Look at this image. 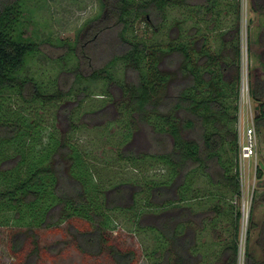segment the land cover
<instances>
[{
	"label": "trees",
	"instance_id": "obj_1",
	"mask_svg": "<svg viewBox=\"0 0 264 264\" xmlns=\"http://www.w3.org/2000/svg\"><path fill=\"white\" fill-rule=\"evenodd\" d=\"M28 1L0 0V99L17 95L29 102L41 95L40 86L30 84L33 78H21V71L39 52L37 44L27 43L22 37ZM237 1L223 5L221 0H102L104 13L91 26V33L101 36L104 30L115 26L121 51L88 76L80 73L81 62L71 72L76 80L83 77L107 82L114 78L112 68L121 63L130 73L132 79L121 84L125 102L120 108L128 113L133 125L126 126L120 145L127 143V146L119 155L141 176L144 185L132 191L127 182L108 187L103 180L99 183L102 207L110 213L115 230L104 226L83 231L81 239L85 247L95 249L100 243L103 253L112 241L117 244L118 237L114 235L122 233L124 227L117 223L113 213L132 210L133 231L154 232L156 247L149 254H144L149 250L143 246L141 254L133 247L112 248L119 264H136L142 255L153 258L152 264H238L242 211L231 199L242 197L237 127L242 80V8ZM182 9L183 16H174L175 11ZM227 15L232 19L229 27L222 23ZM137 21L146 24L150 37L137 33ZM200 23L207 25L204 32L198 27ZM211 37L214 42L218 40L215 47L211 46ZM231 68L235 73L227 79ZM27 90L31 94H26ZM72 91L62 88L45 100L62 102ZM259 109L257 121L264 125V102ZM105 111L96 115L104 116ZM34 126L39 127L40 133L45 131L37 147H45L57 137L52 125L38 120ZM142 126L153 138L155 151L137 149ZM35 128L18 141L24 151L33 142L31 133ZM17 132V123L0 120V145ZM230 151L234 156H229ZM6 157H0V165ZM157 165L163 171H157ZM59 166L58 160L56 172H47L57 178L51 184L53 198L49 205H52L42 216L57 225L63 219L73 221L83 217L81 212L87 202L84 193L73 197L64 193L68 180ZM86 167L87 177L92 180L95 169ZM98 175L102 178L100 172ZM199 176L207 180L209 187L196 185ZM18 181L0 187V206L20 207L29 203L28 197L35 192H28V184ZM75 185L77 190L80 185L76 182ZM209 204L211 207L206 208ZM60 205L64 206L62 212ZM148 211L154 215L143 218L150 214ZM193 218H200L199 231L190 228ZM224 221L229 223L223 224ZM205 231L211 238L201 241ZM225 232L231 236L228 242L223 240ZM9 239L14 261L11 264L22 262L21 237ZM247 255L246 264H254L252 256L248 252ZM26 264L39 263L28 259Z\"/></svg>",
	"mask_w": 264,
	"mask_h": 264
},
{
	"label": "rangeland",
	"instance_id": "obj_2",
	"mask_svg": "<svg viewBox=\"0 0 264 264\" xmlns=\"http://www.w3.org/2000/svg\"><path fill=\"white\" fill-rule=\"evenodd\" d=\"M227 1L230 0H221L223 5ZM239 2L242 8L243 53L239 120L246 105L249 107L250 123L257 130L258 154L257 160L251 161L249 187L242 179V197L231 199L242 211L238 264H246L247 252L252 256L254 264H258L264 261V125L262 121H257L259 106L264 102V0ZM27 7L24 12L25 23L21 27L22 37L27 43L37 44L39 52L21 71V78H33L30 84L39 85L41 95L37 100L29 102L17 95L12 99L9 95L0 99V120L18 124L17 134L1 141L0 157H7L0 165V187L21 179L28 184V192L34 190L35 193L28 197L29 203L20 207L0 206V264L14 262L11 261L12 243L9 238L17 237H21L23 242L24 258L22 262H15L16 264H26L28 259L39 264H119L118 258L111 252L113 249L133 247L141 254L142 246L149 250L144 254H149L156 247L154 232L136 234L133 231L132 210L131 213L123 210L113 213L117 223L124 229L122 233H114L118 237L117 244L112 241L103 253L100 243L93 249L85 247L81 239V233L85 230L104 226L110 230L114 228V222H110V213L102 207L103 197L97 190L102 180L106 187L127 182L132 191L144 185L141 176L136 175L138 173L119 155L127 146V143L120 145L123 133L126 126L132 123L128 113L120 108L125 102L121 84L132 79L130 73H127L121 63L112 68L114 78L107 82L83 77L76 80L75 73L71 72L81 62L80 73L88 76L118 54L121 51V44L117 39L118 28L111 26L101 36L100 33L98 36L91 33V26L97 24L104 13L102 0H29ZM184 14V9L174 12V16ZM227 16L222 22L225 27H229L232 21L231 16ZM198 27L204 32L207 25L200 23ZM135 28L138 34L151 36V31L147 30L144 22L137 21ZM211 40V46L215 47L218 40L214 42V37ZM234 73L233 68L229 69L226 78L231 79ZM179 78L183 81L182 75ZM62 88L73 90L65 100L51 103L45 100ZM30 92L31 90H27L26 94H31ZM253 92L260 99L255 98ZM103 110H106L104 116L96 115ZM38 120L48 126L52 125L57 135L45 147H37L45 133H40L39 127L35 128ZM136 120L134 117L135 123ZM237 127L238 166L241 175L239 124ZM33 128V142L28 143L27 146H30L24 151L18 141L26 137ZM136 144L138 150H156V144L146 127L139 132ZM229 156H234V152L230 151ZM58 160L61 162L59 168L67 175L68 180V184L64 185V193L72 197L81 193L87 196L86 208L81 212L83 217L73 221L63 219L59 225L51 224L42 217L46 208L52 205H49L53 198L51 184L57 178L47 172H56ZM86 166L95 169L92 180L87 177ZM155 168L163 171L160 165ZM99 172L102 178L99 177ZM134 179H139V182ZM75 182L80 185L77 190ZM196 185L209 187L202 176L197 178ZM210 204L206 208L211 207ZM63 207L60 205L61 212ZM148 212L150 214L146 213L143 218L154 215L152 211ZM57 217L59 218V212ZM222 223L227 225L229 221ZM190 228L192 231H199L200 218H193ZM222 236L225 242L231 239L228 232ZM210 238L211 234L205 231L201 241ZM152 259L142 255L136 264H152Z\"/></svg>",
	"mask_w": 264,
	"mask_h": 264
},
{
	"label": "built area",
	"instance_id": "obj_3",
	"mask_svg": "<svg viewBox=\"0 0 264 264\" xmlns=\"http://www.w3.org/2000/svg\"><path fill=\"white\" fill-rule=\"evenodd\" d=\"M240 129V155H241V181L244 179L249 187L251 175V161L257 160L258 139L257 130L254 124L250 123L249 107L244 106V110L239 120ZM257 171V169H256ZM249 190V189H247Z\"/></svg>",
	"mask_w": 264,
	"mask_h": 264
}]
</instances>
